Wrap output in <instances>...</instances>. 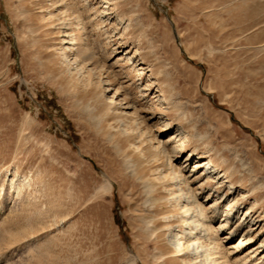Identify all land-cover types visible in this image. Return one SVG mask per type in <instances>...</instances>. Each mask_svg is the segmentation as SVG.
Masks as SVG:
<instances>
[{"label":"rangeland","instance_id":"obj_1","mask_svg":"<svg viewBox=\"0 0 264 264\" xmlns=\"http://www.w3.org/2000/svg\"><path fill=\"white\" fill-rule=\"evenodd\" d=\"M173 192L264 264V0H0V264H193Z\"/></svg>","mask_w":264,"mask_h":264},{"label":"bare ground","instance_id":"obj_2","mask_svg":"<svg viewBox=\"0 0 264 264\" xmlns=\"http://www.w3.org/2000/svg\"><path fill=\"white\" fill-rule=\"evenodd\" d=\"M66 43H68V42H66ZM77 44V42H69V45L71 46V45H76ZM63 48V47H62ZM70 48V47H69ZM68 48V49H69ZM73 48V47H72ZM62 54L63 55H65V54H67V52H66V48H65V50H62ZM68 56V55H67ZM66 57V56H65ZM81 68V67H80ZM82 69V68H81ZM112 103V100H110L109 102H108V104H111ZM193 155V154H192ZM206 158V157H205ZM202 162H204V163H202ZM197 164H198V166L197 167H199V168H203L205 165H209L208 167H207V170H208V173H215V174H219V177L221 178L222 177V175L224 176L225 175V173L224 174H221L220 175V172H221V170L219 171V170H217L218 169V167L217 166H214V165H212V162H211V160L210 159H207V161H197ZM223 171V170H222ZM222 173V172H221ZM178 175V174H177ZM226 176H228V175H226ZM178 177V176H177ZM198 177V176H197ZM200 178V177H199ZM198 179V178H197ZM226 181H229V180H226ZM186 182V181H185ZM183 183H184V181H183ZM231 183V182H230ZM232 185H233V183H231ZM11 185H15L14 184V182H12L11 183ZM175 185V184H174ZM179 185V190L181 189V187H180V185H181V183L180 184H178ZM18 187V186H17ZM16 187V185H15V189L18 191V188ZM20 187V186H19ZM256 187H258V186H256ZM246 189H245V193H246ZM188 192L186 191L185 192V195L187 194ZM248 195H243V197H247ZM185 199V198H184ZM184 199H183V197L178 193V194H175L174 192H173V195H172V200L174 201V205L175 206H177V209L178 210H180V219H179V222H182V221H184L185 219H183V217L185 216V215H188L189 214V212H191V210H193V211H196V210H198L199 212V214H198V216L200 215V217H194L195 216V214H194V216H192L193 217V219H194V221H195V223H196V221L202 226V227H200V228H203V232H205V233H203V234H201L202 232L199 230V231H197V229H196V225H194L193 227H189V232H188V234H185L184 232H182V233H180V237L178 238V242L174 245V253L177 251V249H180V252H183L187 247H189L190 246V241H193V244H194V242H196L197 241V246H196V248H195V250H197L198 249V247L200 246V247H203L204 249H203V251H202V255L204 256V257H206V259L207 260H209V262H210V264H228V262H227V260H224L223 258L225 257V256H222V254H223V251H224V245L222 244V240L221 241H219L220 239L218 238V230H217V228H215V226H209L208 225V223L209 222H213V221H215L216 219H217V215H213V214H215V213H208V211H207V209L205 210V207L203 206V204L202 203H200V202H198V200H196V204H194V206H196L197 208H195V207H192L193 205L191 204L193 201H192V199L191 200H185V202H184ZM237 203V200H231L230 202H229V208L226 210V211H224V217H226L227 215H229L230 217H234V215L232 214L231 215V210H232V207H230V206H232V205H237L236 204ZM244 203V202H243ZM243 203H241V204H243ZM232 204V205H231ZM238 210V209H237ZM211 211V210H210ZM229 212H230V214H229ZM247 212L248 211H245V213L244 214H247ZM251 213V212H250ZM250 213H248V216H251L250 215ZM197 215V214H196ZM242 215V214H241ZM247 216V217H248ZM192 217H189V219H191ZM246 217V218H247ZM179 218V217H178ZM246 218H245V220H246ZM252 218V217H251ZM226 219V218H225ZM225 219L223 218V220H222V222L220 223V225H218V227L220 228V229H226L227 228V226H226V221H225ZM227 220V219H226ZM232 220V219H231ZM194 221H192L193 223H194ZM198 225V224H197ZM200 225H198V226H200ZM192 226V225H191ZM245 225L244 224H241L240 225V227L238 228V227H235V229H229V233H230V235H228V237L226 238L227 240L226 241H230L231 239L233 240V237L234 236H236L239 232H240V230L244 227ZM229 228V227H228ZM201 232V233H200ZM187 233V232H186ZM240 234V233H239ZM238 234V235H239ZM176 235H177V233H176ZM188 235V236H187ZM245 236H247V235H245ZM244 236V237H245ZM250 237L248 238V237H246V238H243L241 241H240V243H239V245H237L236 246V249L240 246V249H242L241 247H245L246 245L245 244H249V242L248 241H250ZM201 240V244H199V242L198 241H200ZM225 240V239H224ZM187 242V243H186ZM190 242V243H189ZM225 242V241H224ZM185 243L187 244V245H185ZM261 243H263V242H261ZM192 244V243H191ZM243 245V246H242ZM246 249V248H245ZM238 250V249H237ZM236 250V251H237ZM241 251V250H240ZM185 253V252H184ZM182 254V253H181ZM194 254V253H193ZM202 255L198 252L197 254H196V256H194L191 260H193V262L195 263L196 262V260H198V257H202ZM225 255V254H224ZM200 257V258H201ZM190 259V258H189ZM184 260V259H183ZM195 260V261H194ZM200 260V259H199ZM205 260V259H204ZM263 260H264V257H263ZM262 259H261V261H263ZM186 260H184V262H185ZM190 260H188V262H189ZM200 262V261H199ZM204 262V261H203ZM193 263V264H194ZM205 263H207L206 261H205ZM264 263V262H263ZM198 264V263H197ZM232 264V263H231ZM260 264V263H259Z\"/></svg>","mask_w":264,"mask_h":264}]
</instances>
